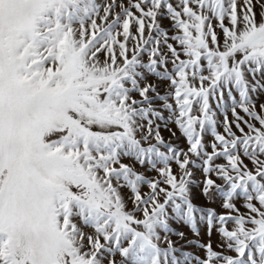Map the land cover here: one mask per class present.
I'll return each mask as SVG.
<instances>
[{
    "label": "snow or ice",
    "instance_id": "1",
    "mask_svg": "<svg viewBox=\"0 0 264 264\" xmlns=\"http://www.w3.org/2000/svg\"><path fill=\"white\" fill-rule=\"evenodd\" d=\"M0 264H264V0H0Z\"/></svg>",
    "mask_w": 264,
    "mask_h": 264
}]
</instances>
